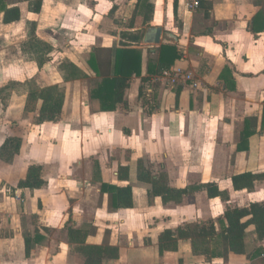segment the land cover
Here are the masks:
<instances>
[{
  "label": "crops",
  "instance_id": "obj_1",
  "mask_svg": "<svg viewBox=\"0 0 264 264\" xmlns=\"http://www.w3.org/2000/svg\"><path fill=\"white\" fill-rule=\"evenodd\" d=\"M87 1L42 0L34 14L20 0L6 5L20 10L19 21L11 24H3L0 13L3 27L21 26L24 39L34 22L36 37L60 49L87 76L64 82L50 54L42 68L47 84L39 87L64 90L55 122H26V95L9 97L0 118V146L9 137L21 146L10 164L0 160V264H85L69 242L70 229L86 235L87 245L118 249L117 259L101 264H264V237H257L254 225L244 231V254L230 253L226 260L218 255L226 208L264 203V180L251 190L236 191L230 183L234 175L264 172V0H201L196 12L185 8V0H147L139 14L137 0ZM155 28L161 29L160 41L151 45ZM135 34L141 40L130 38ZM163 45L178 56L169 69L188 73L196 88L180 80L170 86L158 79L161 73L148 72V60L158 59ZM123 47L141 52L140 75L130 78L124 103L103 112L90 97L102 78L87 61L96 48ZM4 76L3 84L31 79L17 72ZM249 118L256 119L253 134L247 149L237 151ZM31 165L41 167L46 185L16 189ZM139 167L153 180L164 175L168 188L189 193L179 203H163L149 195L151 184L138 180ZM212 182L225 198H209L198 189ZM102 185L129 186L132 206L109 208ZM208 221L216 231L209 247L217 255H195L185 240L176 251L159 254L164 230Z\"/></svg>",
  "mask_w": 264,
  "mask_h": 264
},
{
  "label": "trees",
  "instance_id": "obj_2",
  "mask_svg": "<svg viewBox=\"0 0 264 264\" xmlns=\"http://www.w3.org/2000/svg\"><path fill=\"white\" fill-rule=\"evenodd\" d=\"M28 3V11L38 14L41 8L42 0H23ZM113 2L114 0H107ZM147 8V0H137V14L142 13ZM116 10L112 6L108 15L111 16ZM142 10V11H141ZM0 12L3 13V24H11L19 21L20 10L18 7L6 8L3 0H0ZM263 10L260 15H263ZM29 33L27 40L22 44V51L28 54L29 58L36 64L40 70L50 61V54L55 51L53 46L40 40L35 35V23H28ZM126 37L121 33V38ZM133 41L141 40L138 34L130 36ZM124 46V45H123ZM155 53V50H149ZM175 48L172 46H161L158 49V59L148 60L152 63L148 72L151 74H160L163 70L169 69L177 58ZM87 64L91 71L102 78L97 89L90 92L92 99H97L100 104V110L110 112L115 110L118 105L124 103V92L132 76L138 77L141 71V52L139 50L128 48H96L90 54ZM57 70L64 82L85 79L86 74L66 59L57 60ZM150 66V64H148ZM23 87L26 95L24 115L37 112L35 118L36 124L44 122H55L59 120L61 108L64 100V90L58 86H48L40 88L35 81L25 80L24 82H10L0 88V100L2 102V111L7 105V101L16 87ZM11 89V90H10ZM9 90V91H8ZM142 94L141 89L139 96ZM1 117V116H0ZM256 125L255 118L245 119L243 131L240 134V142L237 145V151L247 149V140L253 134L251 128ZM21 146V140L15 137H9L4 140L0 146V160L6 164L13 161L18 154ZM122 170V169H121ZM127 173V169H123ZM42 169L39 166L31 165L27 168L25 177L18 181L16 189H28L30 191L43 188L46 183L41 179ZM138 180L151 184L150 196L160 197L163 203H179L184 195L189 193V189H170L166 186V177L160 175L158 180H153L141 167L137 172ZM264 180V172L252 174L245 172L234 175L230 178V183L234 190H251L254 182ZM206 191L209 198H225V194L218 190L217 185L212 182L198 187ZM101 192L107 193L109 208H130L132 206L131 188L118 187L114 185H102ZM249 217L246 221L242 220ZM225 226L221 229L222 233L218 235L222 238V246L218 254L226 260L228 254H244L243 237L244 231L249 225L255 226L257 237H264V203H253L248 208L227 207L223 213ZM219 220V223L224 222ZM216 235L214 222L208 221L202 224H188L177 227L175 230L166 229L157 240L159 254L163 252H174L177 250V242L180 240L190 241L192 252L195 255L205 257L215 256L216 252L210 250V241ZM69 242L76 244L77 251L84 257L85 264H101L105 259H117L119 251L117 248L109 246H94L85 244L86 235L81 234L79 230L70 229L68 231ZM145 244L148 242L145 241ZM29 240L25 237V253H29ZM248 257V256H247Z\"/></svg>",
  "mask_w": 264,
  "mask_h": 264
},
{
  "label": "rangeland",
  "instance_id": "obj_3",
  "mask_svg": "<svg viewBox=\"0 0 264 264\" xmlns=\"http://www.w3.org/2000/svg\"><path fill=\"white\" fill-rule=\"evenodd\" d=\"M20 0H3L4 5H12L16 4ZM71 2V5H76L78 1L83 2L84 0H68ZM92 0H88L87 3L90 4ZM82 3V4H83ZM1 13V12H0ZM22 20L26 17V12L23 13ZM5 27V26H4ZM1 24V18H0V88L4 85L13 82H6V84H3V77L4 74H14V72H17L18 75L30 76L31 80L35 81V83L39 86L47 84V79L45 75H43L42 69L38 70L36 64L33 62L32 59L29 58L28 54L24 53L22 51V44L27 40L24 39V34L20 31L22 30V27L18 26H12L4 28ZM28 30V27H27ZM24 39V41H22ZM22 41V42H21ZM19 52V53H18ZM51 57H54V59L61 61L65 59L62 56V52L60 49L55 48V51L51 53ZM31 64L35 66L34 71L31 70ZM25 65V66H24ZM8 75H6L7 77ZM23 77V76H22ZM23 82V81H22ZM16 91L12 92V94H18L23 95L24 94V88L23 87H16L14 88ZM11 90V89H10ZM9 91V90H8ZM9 100V99H8ZM8 103V101H7ZM4 112L2 111V108L0 106V118H4ZM23 119L26 122H34L35 116H33V113L25 114L23 116ZM9 126L13 127V123H9Z\"/></svg>",
  "mask_w": 264,
  "mask_h": 264
},
{
  "label": "built area",
  "instance_id": "obj_4",
  "mask_svg": "<svg viewBox=\"0 0 264 264\" xmlns=\"http://www.w3.org/2000/svg\"><path fill=\"white\" fill-rule=\"evenodd\" d=\"M200 1L201 0H185V8L189 12H196L200 7ZM159 80L166 81L170 86H173L177 84L180 81H182L184 84L187 82H190L192 84L193 88L197 87V84L192 81L191 76L188 73H183L179 69H166L163 70L160 74Z\"/></svg>",
  "mask_w": 264,
  "mask_h": 264
},
{
  "label": "water",
  "instance_id": "obj_5",
  "mask_svg": "<svg viewBox=\"0 0 264 264\" xmlns=\"http://www.w3.org/2000/svg\"><path fill=\"white\" fill-rule=\"evenodd\" d=\"M161 29L155 28L152 33V38L149 40V44L158 45L160 41Z\"/></svg>",
  "mask_w": 264,
  "mask_h": 264
}]
</instances>
